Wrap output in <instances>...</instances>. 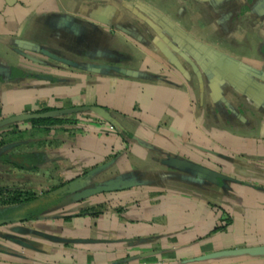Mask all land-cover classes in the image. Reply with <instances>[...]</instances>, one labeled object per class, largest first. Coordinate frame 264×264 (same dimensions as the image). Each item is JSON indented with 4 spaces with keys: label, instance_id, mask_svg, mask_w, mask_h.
<instances>
[{
    "label": "crops",
    "instance_id": "obj_1",
    "mask_svg": "<svg viewBox=\"0 0 264 264\" xmlns=\"http://www.w3.org/2000/svg\"><path fill=\"white\" fill-rule=\"evenodd\" d=\"M4 2L1 10L7 7ZM17 5L31 6L26 18L42 26L52 23L68 30L63 26L67 20L76 33L77 27L97 30L106 53L94 56L106 59L87 60L88 65H110L105 62L119 50L115 41L122 42L124 54L133 60L124 69L147 77L65 70L44 60L39 64V51L30 50L26 38L17 48L25 49L32 61L14 46L2 45L12 59L2 62L11 69L10 80L0 79L2 118L43 108L98 106L114 116L123 134H106L101 120L88 113L77 118L75 130L64 126L69 134L55 127L59 131L51 129L41 137L43 132L18 123L23 139L0 156L10 166V178L1 187L39 195L41 187L53 183L50 175L56 168L64 180L72 179L116 154L108 169L128 168L119 159L131 140L126 153L144 156V164L137 166L144 182L158 175L166 188L156 190L159 196H136L133 190L99 196L94 206L82 199L70 203L69 213L56 214L61 208L35 222L1 225L0 264H264V91L252 95L244 85L234 88L227 80L216 84L211 78L206 82L205 76L198 81L174 55L169 37L156 33L159 26L150 22L145 27L147 16L137 14L141 8L152 10L193 41L264 72V0H15L9 7ZM164 50L181 63L183 72L173 67ZM223 100L235 123L215 114ZM56 137L58 146L40 144ZM20 154L42 155L44 162L30 172L3 159ZM169 159L221 172L226 179L212 186L190 172L189 181L197 187L189 193L177 186L184 184L188 171L170 166ZM169 170L180 173L181 180H167ZM42 173L46 182L39 178ZM92 207L96 216L90 215ZM83 211L88 213L79 215ZM223 218L230 224L214 232ZM57 236L63 240H50Z\"/></svg>",
    "mask_w": 264,
    "mask_h": 264
},
{
    "label": "rangeland",
    "instance_id": "obj_2",
    "mask_svg": "<svg viewBox=\"0 0 264 264\" xmlns=\"http://www.w3.org/2000/svg\"><path fill=\"white\" fill-rule=\"evenodd\" d=\"M1 1V0H0ZM5 3V2H4ZM6 4V3H5ZM7 5V4H6ZM29 7L31 6H16V7H9V5H7V7H5L3 10L0 9V79L4 80V77H7L8 75L11 76V69L3 64V60L8 61L9 59L12 61V59L10 58L11 55L10 54H5L4 50L2 49V45L4 46H14L16 48V50H18V52H21L23 54H25L27 57H25L26 60L28 61H32V57L27 55L24 50H19L17 47L21 46V40L26 38V40L28 42V44H30L32 47H30V50L32 51H39V56H41L39 64L42 63V61H45V64L49 65V64H53L55 66H58L62 69H79V68H75L73 66H69L66 64H62L56 61H53L51 58L45 57L44 58V54L45 53H50L52 55L57 56L59 59H63V60H67L70 61L72 64H78V65H86L87 64V60H98L101 61L102 58L106 59L105 56H99L98 58L96 56H94L97 51H100L103 53V55L106 53V51L102 48V36L100 35V33L95 30L93 27L89 26V30L83 31V29L77 27V33L73 31V29H71L72 27H68L70 29L68 30H63L60 28H56L54 25L49 24V26H42V24H40L38 21H31L29 20V18H26V16H28V10ZM137 12V10H136ZM137 14L143 18L144 17V13L143 11L141 12H137ZM145 27H149V25L151 24L150 22H153V20L150 17H146L145 18ZM18 27H20V29H18ZM150 28V27H149ZM18 29V30H16ZM148 32V31H147ZM148 35V34H147ZM19 40V42H15V40ZM25 43V42H24ZM7 46V47H8ZM116 49H119L116 53L117 56H115L116 54L114 53V55L112 56L113 59L112 61L109 62H105L108 64H113L112 66L114 67H119V68H126L128 67V65L125 63L128 62H132L133 60H131L128 56H126L124 53L126 52L125 50V46L122 44V42L116 40L115 44H114ZM55 47H60L62 50L56 51L54 49V51L52 50ZM32 48V49H31ZM128 50V49H127ZM64 51L70 52L71 55L66 56V54L64 53ZM129 52V51H128ZM90 53L91 56H89V58L85 61V54ZM79 56V57H78ZM84 58V60L82 58ZM16 58V57H13ZM38 62V61H37ZM110 64V65H111ZM184 67L188 70H191L190 67L186 64H184ZM133 70V69H131ZM10 72V73H9ZM204 80L207 82L208 78L205 76ZM3 91V89H1L0 86V96H1V92ZM218 108L216 109V115L218 117H220L223 121H228V122H234L235 123V115L232 114L231 112H229V105H227L224 100L220 101ZM84 116H86L85 113H80V114H73V115H69V116H64L62 118L68 120L66 124L62 125V126H56L59 127L61 131L69 134V130H64V126L67 127H71L73 130H75L77 128V118H85ZM4 118H0V120H2ZM101 120V119H100ZM98 120V121H100ZM103 124L104 127V132L106 134L109 133H116V129L107 121L105 120H101L100 121ZM16 125V123L7 125V126H3L0 128V132H2V130L7 131L9 128L11 129L12 126ZM18 127H16L17 130ZM55 128V127H53ZM52 128V129H53ZM53 130H57L58 129H53ZM42 132V131H41ZM25 133V131H24ZM104 133V134H105ZM123 133V130L122 132ZM119 133V134H121ZM48 132H43L41 133V137H44L45 135H47ZM122 135V134H121ZM57 136V135H56ZM125 137V135H123ZM126 138V137H125ZM23 136L18 133H14V134H9L8 136L4 137L1 139L0 137V142L2 141V143L0 144V156H2L3 154V150H7L10 147H16L17 145L19 146V144L22 142ZM48 139H44L40 141V144L43 145L44 147L47 146V144H50L49 148L54 145V146H58L61 141L56 137L53 140H50V142H47ZM128 141V143H127ZM125 143V149H124V153L121 152V158L119 159L120 162H122L121 160L127 162L126 166L129 165L128 168H123V167H117L116 169H108L107 168H102L103 165L109 164L111 165L112 159L113 157H119L120 154H116L113 156H110L109 158H107L105 160V163L101 166H96L94 168H86L80 171L79 175H77L76 177H73L72 179H66L64 180V178L61 176V174H58V169L56 168V170H54V172L51 173V179L54 180L53 183H51V185L47 188L41 187V191L40 193H45V192H53V191H66L68 190V185L75 181V180H82L83 181L77 185L73 190L72 194L67 195V196H84L83 194L89 192L90 190H94L97 188H108L109 190L106 191H102L99 192L97 194L94 195H89V197L85 198L88 199L87 202H90L91 205H95L94 203L97 201H99L101 196H111V194H124L127 193V191H134L136 193V196H159L160 193H158V191L156 190H160V188L165 189L166 185L161 184L159 182V177L158 175L156 176H147L146 179L148 180L147 182H144L145 177H143V173L142 170H138L144 163L143 161H145L144 156H140L139 157H133L131 156L129 153L127 152L128 144L131 142V140H127ZM6 147H8L7 149H5ZM136 166V167H134ZM132 167V168H130ZM154 171H158L159 169H149ZM10 166L8 164H6L5 162H1L0 161V187L1 185L5 184L6 181L10 178ZM126 171H130L127 172V174L125 175H121L119 178H117V183L113 182V175H115L116 173L120 172H126ZM188 171V175L186 173H184V184H178V187H183V189H185L186 191H188L189 193H192V190L195 189V184H192L189 180H191L190 175L191 174L190 170ZM186 172V171H185ZM216 174L221 175L222 177H224V175L221 172L218 171H214ZM50 173V172H49ZM140 173V174H139ZM44 175L45 174H41L40 175V180L41 182L45 181L44 179ZM181 176L180 173H178L175 170H169L168 174H167V180H171V181H179L181 180ZM13 180H15V178H12ZM50 179V177H49ZM11 180V179H10ZM113 183H112V182ZM46 182V181H45ZM119 183V184H118ZM212 184V182H211ZM215 184V183H213ZM212 184V186H213ZM170 187V186H169ZM168 187V188H169ZM2 188H6V187H2ZM11 189H16L14 186ZM46 189V190H45ZM153 190V191H151ZM218 190V189H217ZM156 191V192H154ZM222 189L219 191L222 194ZM100 196V197H99ZM83 199V200H85ZM79 202V201H76ZM70 204L64 206V209L62 208V211L56 213L58 215L62 214V213H69L71 210V207H69ZM103 208H106V205H103ZM74 208V207H72ZM93 209L96 207H92ZM97 208H100L99 206H97ZM222 216V215H220ZM226 219H221V221L219 222V226H224L225 225V221ZM53 242H58L61 239L60 237H51V239ZM65 240V239H64ZM46 248V247H45ZM44 248V249H45Z\"/></svg>",
    "mask_w": 264,
    "mask_h": 264
},
{
    "label": "water",
    "instance_id": "obj_3",
    "mask_svg": "<svg viewBox=\"0 0 264 264\" xmlns=\"http://www.w3.org/2000/svg\"><path fill=\"white\" fill-rule=\"evenodd\" d=\"M4 1L6 2L7 5H12L15 3V0H4ZM141 11H143V13L147 17H150L153 20V22H155L159 26L160 29H157L156 31L158 35H165L169 37L171 45L172 44L174 45L173 47L170 46L174 52V55L179 56L183 60V63L190 67L193 75L196 76L198 81H201L202 76H206L207 78H211L210 81H214L215 83L216 82L219 83L223 80L224 81L227 80L229 84H234L233 85L235 86L234 88H236V86L244 85L248 90L249 89L252 90L251 91L252 95L254 94L256 95L259 94V92L264 91V72L256 71L242 64L241 62L235 61L233 59L227 58L226 56H223L222 54H219L210 47L204 46L202 44H199L198 42L193 41L187 34L182 32L176 25L172 24L166 18L160 16L159 14L155 13L152 10L141 8ZM67 22H68L67 20L63 21L64 27H70ZM165 51L167 50H164V53H166ZM16 52H18V50H16ZM18 53L28 58V56H26L25 54L21 52ZM167 54L170 62L172 61L171 63L173 67L179 70L180 72H183L184 71L183 69L185 68L181 65V63L179 61H176L174 56H172V54H170L168 51ZM44 55L56 62L73 66L75 68L84 69L87 70L88 72L105 74V75L116 73L127 77H139V78L147 77L143 74L135 73L124 68L114 67L110 65H88V64L78 65V64H72L70 61L67 60L59 59L57 56L52 55L50 53H45ZM10 78L11 76L9 75L7 77H4V79L7 80H10ZM148 78L152 79L153 77L149 76ZM256 100L257 99H255V101ZM80 113L92 114L101 120H105L109 122L116 129L118 133H121L123 130L122 127L117 122V120L110 112L98 106H80V107H72L66 109H57L54 111H49L41 114H32V113L21 114L0 120V128L13 123L16 124L23 123L31 119L62 118L64 116L80 114ZM7 148L8 147H6L5 149ZM168 164L183 171L190 170L192 172H196L199 175H201L203 178H205L207 181L215 184L218 182V180L226 179L225 177H222L221 175L216 174L213 171L201 167L197 168L196 166L186 163L184 161L169 159ZM108 165L109 164H106L102 166V168H106L108 167ZM82 181L83 179L82 180L77 179L71 182L68 185V190L64 192L58 190L51 192L49 195H55L60 193V194H65V197L58 205L50 208L42 215L52 210L61 209L72 202L85 199L89 197V195H94L99 192L109 190L108 188L103 187V188L90 190L89 192L83 194L84 196H67L72 194V192L74 191L73 189L77 185H79ZM114 181L117 183V181L120 180L114 179L113 182ZM1 212L2 209L0 210V213ZM0 224L5 225L4 221H1Z\"/></svg>",
    "mask_w": 264,
    "mask_h": 264
},
{
    "label": "trees",
    "instance_id": "obj_4",
    "mask_svg": "<svg viewBox=\"0 0 264 264\" xmlns=\"http://www.w3.org/2000/svg\"><path fill=\"white\" fill-rule=\"evenodd\" d=\"M54 108H43L32 112V114H41L49 111H54ZM1 118V109H0ZM68 120L64 118H45L31 119L23 123L27 124L30 129L49 132L53 127L62 126ZM17 125L9 128L7 131L0 132L1 139L9 134L19 133L16 130ZM123 134V133H121ZM2 141L0 142V144ZM5 161L10 163L15 169L36 172L38 167L43 164V156L38 154H20L12 157H3ZM51 192L42 194H34L31 192L21 191L17 189H8L0 187V205L3 207L0 213V222L4 224L14 223H29L38 221L40 216L50 208L58 205L65 194L49 195ZM87 211H83L79 215H83ZM88 213V212H87ZM90 215L96 216L95 209L90 210ZM72 217H65L64 220H69ZM231 220L227 219L224 226L216 227L214 232H220L226 229ZM1 226V224H0Z\"/></svg>",
    "mask_w": 264,
    "mask_h": 264
},
{
    "label": "flooded vegetation",
    "instance_id": "obj_5",
    "mask_svg": "<svg viewBox=\"0 0 264 264\" xmlns=\"http://www.w3.org/2000/svg\"><path fill=\"white\" fill-rule=\"evenodd\" d=\"M79 57V56H78ZM80 58H82V57H80ZM85 58V57H84ZM84 58H82L83 60H84ZM87 60V58H85V61Z\"/></svg>",
    "mask_w": 264,
    "mask_h": 264
}]
</instances>
